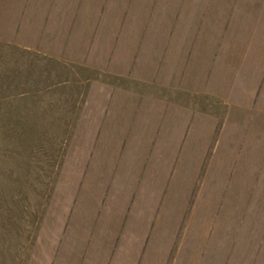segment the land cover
<instances>
[{
  "label": "crops",
  "instance_id": "obj_1",
  "mask_svg": "<svg viewBox=\"0 0 264 264\" xmlns=\"http://www.w3.org/2000/svg\"><path fill=\"white\" fill-rule=\"evenodd\" d=\"M52 1L23 4L19 31L0 33L98 74L85 98L99 138L76 205L56 213L70 223L48 264H160L188 235L193 198L208 194L228 215L264 197V0H55L69 17L83 8L65 31L46 24ZM101 5L109 24L97 30Z\"/></svg>",
  "mask_w": 264,
  "mask_h": 264
},
{
  "label": "rangeland",
  "instance_id": "obj_2",
  "mask_svg": "<svg viewBox=\"0 0 264 264\" xmlns=\"http://www.w3.org/2000/svg\"><path fill=\"white\" fill-rule=\"evenodd\" d=\"M3 1L1 34L3 28L19 31L23 4L28 9L40 6V0H7L20 9L8 21L7 10L12 8ZM52 2L53 10L66 7ZM79 6L69 7L76 9L72 17L58 9L50 11L45 23L52 26L50 30L59 26L71 30L83 17ZM103 7L98 6L92 17L97 30L109 24ZM144 26L148 28L149 22ZM56 40L45 41L54 46ZM30 49L0 39V264H48L47 259L61 248L59 241L67 237L70 221L57 226L56 213L68 216L76 205L89 156L99 138L96 118L88 116L85 98L88 84L98 78L97 71ZM210 199L205 194L191 200L185 222L195 216L192 227L184 239L181 228L172 238L175 245L165 253L161 247L165 261L160 264H264V197H251V208L242 206L248 200L243 199L240 210L245 213L236 209L228 215L223 214L221 204L210 206ZM197 203L200 209L195 214ZM118 246L111 247L112 254ZM149 246H142L140 260ZM176 256L180 259L175 260Z\"/></svg>",
  "mask_w": 264,
  "mask_h": 264
}]
</instances>
